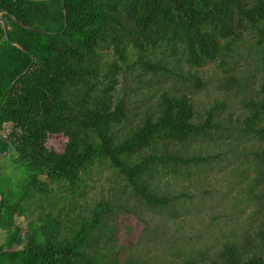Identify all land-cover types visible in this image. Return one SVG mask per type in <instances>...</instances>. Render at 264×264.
Instances as JSON below:
<instances>
[{
  "label": "trees",
  "instance_id": "obj_1",
  "mask_svg": "<svg viewBox=\"0 0 264 264\" xmlns=\"http://www.w3.org/2000/svg\"><path fill=\"white\" fill-rule=\"evenodd\" d=\"M63 2L65 14L62 0H0L7 24L5 38L0 20V104L34 56L0 105V152L11 141L8 154L22 172L0 188V249L10 246L0 264H93L88 240L115 205L97 200L72 220L52 200L55 188L72 195L91 167L105 163L146 204H167L156 178L220 158L222 151L186 152L227 129L232 150L242 154V191L260 213L241 240L227 238L201 264H264V0ZM158 53L195 68L216 61L238 111L225 117L226 101L218 98L196 110L187 92L165 88L154 110L120 130L126 100L114 95L117 76L136 65L164 70ZM53 133L67 137L60 151L46 145Z\"/></svg>",
  "mask_w": 264,
  "mask_h": 264
},
{
  "label": "rangeland",
  "instance_id": "obj_2",
  "mask_svg": "<svg viewBox=\"0 0 264 264\" xmlns=\"http://www.w3.org/2000/svg\"><path fill=\"white\" fill-rule=\"evenodd\" d=\"M158 54L165 60L164 70L145 72L136 65L119 72L114 95L126 100V119L120 130L154 110L155 100L165 88L187 92L196 110L218 98L226 101L225 117L228 111H238L234 94L222 88L224 76L216 61L195 68L182 59ZM228 131L217 133V141L191 142L186 152L222 151L220 158L202 168L178 166L177 172L169 169L165 176L156 178L159 193L168 197L164 205L146 204L105 163L91 167L74 194L55 188L52 200L72 220L87 216L97 200L115 205L104 226L88 240L86 251L97 258L93 264H201L214 256L227 238L241 240L244 227L251 221L255 224L260 211L242 191L236 173L242 154L232 150L233 137ZM66 139L62 133H53L46 145L60 151ZM8 152L0 156L1 189L22 177L21 168L15 167ZM4 235L0 227V242Z\"/></svg>",
  "mask_w": 264,
  "mask_h": 264
},
{
  "label": "water",
  "instance_id": "obj_3",
  "mask_svg": "<svg viewBox=\"0 0 264 264\" xmlns=\"http://www.w3.org/2000/svg\"><path fill=\"white\" fill-rule=\"evenodd\" d=\"M62 9H63V12H64V14H65V5H64V2H63V0H62ZM1 12H3V10L2 9H0V20H1V22H2V24H3V32H4V37L5 38H7V24H6V22L5 21H3V19H2V17H1ZM15 21L16 22H18L19 24H21V25H23V26H25L26 28H28V29H30V30H33V31H36V32H42V33H53L54 31H50V30H41V29H38V28H34V27H31V26H27V25H25V24H23L22 22H20V21H18L17 19H15ZM65 24H66V17H65ZM11 43L12 44H15V45H17L18 47H20V48H23L19 43H17V42H14V41H11ZM33 58H34V56H33V54H31V61H30V63L12 80V82H11V84L9 85V87H8V91H7V94H6V96H5V99L3 100V102L0 104V105H2L5 101H6V99H7V97H8V94H9V92H10V89H11V86H12V84L15 82V80L16 79H18V77L19 76H21L29 67H30V65H31V63H32V61H33ZM12 146V142L11 141H8V145H7V148L3 151V152H1L0 153V156L1 155H3V154H5V153H7L8 152V150L10 149V147ZM0 173H1V168H0ZM0 200H1V193H0ZM17 225H19L20 226V232L22 231V225L21 224H17ZM18 240H19V235L17 236V238H16V240H15V242H14V244H13V246H16V244L18 243ZM10 248V246H4V247H2L1 249H0V253L2 252V251H4V250H7V249H9Z\"/></svg>",
  "mask_w": 264,
  "mask_h": 264
}]
</instances>
